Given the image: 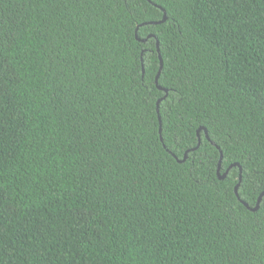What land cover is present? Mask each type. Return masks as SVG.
Segmentation results:
<instances>
[{
    "label": "trees",
    "instance_id": "trees-1",
    "mask_svg": "<svg viewBox=\"0 0 264 264\" xmlns=\"http://www.w3.org/2000/svg\"><path fill=\"white\" fill-rule=\"evenodd\" d=\"M263 192L264 0H0V264H264Z\"/></svg>",
    "mask_w": 264,
    "mask_h": 264
},
{
    "label": "water",
    "instance_id": "water-1",
    "mask_svg": "<svg viewBox=\"0 0 264 264\" xmlns=\"http://www.w3.org/2000/svg\"><path fill=\"white\" fill-rule=\"evenodd\" d=\"M166 20V18H164V20L163 21H165ZM162 22V21H161ZM161 59V67H162V58H160ZM219 172H220V167H219ZM225 177V175H223V176H221V178H224ZM240 181H241V176H240ZM239 185H240V183L236 186V188H235V192L237 193V190H238V187H239ZM264 194V192L262 193V195ZM261 195V196H262ZM261 200V197L259 198V201ZM247 207H248V204H246L245 202H243ZM257 208H258V206H257ZM253 210H256V209H253Z\"/></svg>",
    "mask_w": 264,
    "mask_h": 264
}]
</instances>
